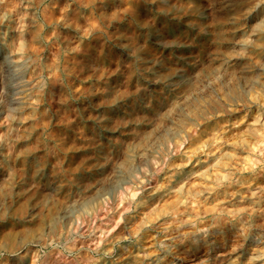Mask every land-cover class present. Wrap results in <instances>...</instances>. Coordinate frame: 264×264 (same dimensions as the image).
<instances>
[{
    "label": "clouds",
    "instance_id": "9594fccd",
    "mask_svg": "<svg viewBox=\"0 0 264 264\" xmlns=\"http://www.w3.org/2000/svg\"><path fill=\"white\" fill-rule=\"evenodd\" d=\"M18 7L34 10L24 15L28 44L38 48L22 66L30 77L19 81L14 103L0 91V264H131L147 224L127 221L162 170L169 175L154 191H175L169 186L184 167L175 157L230 144L212 166L227 168L216 188L227 181L217 195L229 199L231 186L249 188L264 176V0H21ZM77 144L91 149L88 165L69 155ZM237 151L256 161L248 178L225 163L238 160ZM257 192L264 196V188ZM237 219L181 216L165 237L171 243L158 242L164 255L154 264H185L193 249L226 244V225L235 256L223 264L264 261L259 237L251 258L241 259L253 225L232 224ZM121 224L114 236L107 230Z\"/></svg>",
    "mask_w": 264,
    "mask_h": 264
},
{
    "label": "rangeland",
    "instance_id": "374dc122",
    "mask_svg": "<svg viewBox=\"0 0 264 264\" xmlns=\"http://www.w3.org/2000/svg\"><path fill=\"white\" fill-rule=\"evenodd\" d=\"M4 3L9 7L0 6V91L6 93L2 98L4 102L11 104L14 103V101H12V96L15 95L21 87H24L23 85L19 84V81L25 76L30 77V69L26 71L22 66L25 64L26 60L30 61V57L35 55L38 45L28 44V41L31 39V34L28 30L30 17L24 15L25 11L31 13L34 10H23L18 7V5L21 3V0H4ZM13 7L14 10L11 13V18L4 20V13L9 11V8ZM21 17H23V20ZM22 28L24 29L23 40L19 39ZM47 54V49L40 53L42 57L46 56ZM21 57H23V59H21ZM16 61H19V63H16ZM173 67L175 68L176 66ZM82 86L84 85H81L80 83L76 84L77 88ZM30 103H39V101L33 97ZM25 123H29V121L26 120ZM209 124H211V122H209ZM201 127L203 128L204 126L201 125ZM241 127H243V125H241ZM197 136H199V130H197ZM203 139L207 140L208 136L204 135ZM35 143L36 142L33 141L32 144H26L25 147H32ZM198 147H201L200 140H197L195 143L191 144V148L193 150ZM188 148L189 145H184L180 150L183 152ZM227 150L231 151L230 144L225 145L223 150L221 149L219 152L213 149L211 154H209L207 148H204L203 152H198L194 157L185 156L183 159L175 157V163L177 165L183 164L184 167L182 172L179 173L176 179L173 180L169 186L170 188L174 187L173 189H175L171 196L166 195L165 191L163 190L154 191V188H159L164 183V180L169 175L168 171L162 170L156 180L149 182V187L145 191L152 192V196L147 198L143 204H139L136 208V213H138V215L132 216V218L127 221L129 227L138 225L141 222H146L147 224L146 228H143L140 231L138 246L133 247L134 255L127 257V260L130 261L131 264H138L139 260H143L144 264H149V262H153L154 264L158 256L164 255L163 251H156V249L159 247L158 242L162 241L164 244L171 243L165 237L171 234L173 221L179 220L181 216H183L184 220H192L195 222L197 217H204L207 219L209 216L216 213H232L238 217L237 220L232 221V224L235 225L240 221L249 222L250 209L254 206L257 208V206L261 205V208L259 209H261L260 211L262 213H260L256 218L255 226L253 225V227L249 229V239L244 242V249L240 250L244 252V255L241 257V259L251 258L252 251L257 247L259 242L257 237L264 239V228L260 227V225H264V196H261V194L257 192L258 187L264 188V176H258L255 180L256 183H251L249 188H242L238 187L237 185L231 186V188L227 190L228 193L231 194L230 199L225 195L218 196V193L225 191L224 185L227 184V181H222V186L220 188H216V178H222L223 175L227 173V168L220 166L213 168L212 166L216 164V161L220 157L221 153ZM37 151H39L38 146ZM90 152L91 149L89 147L83 146L82 144H77L75 153H73L71 151V146H69V155L74 154L78 157L77 164L83 162L84 165H88L89 157L87 154ZM236 156L238 157V160L225 161V163L229 166L234 165L236 168H239L241 171L238 174L248 178L251 174L249 171L252 166L251 163L255 164L256 161L253 160V158L246 152L242 153L237 151ZM189 160L190 162H188ZM197 160L200 162L198 163ZM145 163L146 161L139 158L137 159L138 165L144 166ZM153 167H155V164ZM206 170L207 173L205 175H200V173H205ZM190 174L191 178L189 179ZM183 181H187V183H184ZM203 189H214V191L210 193L203 192V195L200 198H194L195 192H202ZM133 194V192L128 193L129 196H132ZM140 195L143 196L144 193H141ZM136 199L139 200L140 197L137 196ZM121 202L123 203V194ZM205 203L208 204L206 205ZM165 213H167V215H165ZM125 215L127 216L128 214ZM258 218H260L262 222L259 221ZM106 219L107 217L101 216V219L96 220V224L100 225L101 220ZM117 219L120 218L117 217ZM166 226L167 230L164 231L163 229H165ZM113 227L114 230L113 228L107 229L112 236L120 232L124 225L121 224L120 227ZM103 232L104 229H102L97 234L98 242L102 243L104 238ZM225 237L227 243L220 247H214L211 251H209L207 247H200L198 249L191 250L185 257V264H199V261L206 257H211L212 259L217 260L218 264H223L226 259L234 257L235 253H231V248L234 247V229H228L227 225ZM124 243L127 242L125 241ZM181 251H183V249H181ZM100 264H103V262L101 261ZM162 264H164V262H162ZM253 264H264V261L258 259L253 261Z\"/></svg>",
    "mask_w": 264,
    "mask_h": 264
},
{
    "label": "bare ground",
    "instance_id": "6f19581e",
    "mask_svg": "<svg viewBox=\"0 0 264 264\" xmlns=\"http://www.w3.org/2000/svg\"><path fill=\"white\" fill-rule=\"evenodd\" d=\"M3 98V97H2ZM5 98V97H4ZM223 150V149H222ZM227 151H229V150H227ZM219 155V154H218ZM214 159V158H213ZM212 159V160H213ZM188 160V159H187ZM249 161V160H248ZM210 163V162H209ZM208 163V164H209ZM214 163V162H213ZM251 164H253V163H251ZM204 167V166H203ZM211 167V166H210ZM202 169V168H201ZM215 170V169H214ZM218 170V169H217ZM195 171V170H194ZM197 171V170H196ZM223 173V172H222ZM221 173V174H222ZM207 176H209V175H207ZM188 178V177H187ZM212 178V177H211ZM182 181V180H181ZM184 182V181H183ZM198 182V181H197ZM180 183V182H179ZM185 183V182H184ZM202 183V182H201ZM256 183V182H255ZM157 184V183H156ZM178 184V183H177ZM181 184V183H180ZM175 185V184H174ZM179 185V184H178ZM183 185V184H182ZM182 185H180V186H182ZM186 185V184H185ZM178 187V186H177ZM236 187V186H235ZM174 188V187H173ZM245 193V192H244ZM242 194V193H241ZM215 195V194H214ZM203 198V197H202ZM223 199V198H222ZM240 199V198H239ZM156 200V199H155ZM202 202V201H201ZM216 202V201H215ZM204 203V202H203ZM206 204V203H205ZM208 204V203H207ZM206 204V205H207ZM262 204H263V202H262ZM209 206V205H208ZM211 206V205H210ZM217 206V205H216ZM220 206V205H219ZM241 206H242V204H241ZM261 206V205H260ZM260 206H257V208H255V206L253 207V208H251L250 209V212H249V222L252 224V225H254L255 226V224H256V218L258 217V215L260 214V213H262L260 210L261 209H259V208H261ZM232 207V206H231ZM252 207V206H251ZM217 209H219V208H217ZM257 209H258V211H257ZM249 210V209H248ZM263 210V209H262ZM216 211V210H215ZM263 216V215H262ZM261 217V216H260ZM246 218V217H245ZM259 219V221H261L260 220V218H258ZM258 221V222H259ZM262 222V221H261ZM254 237V236H253ZM252 237V238H253ZM254 244V243H253ZM257 245V244H256ZM252 248V247H251ZM221 259V258H220ZM219 261H221V260H219Z\"/></svg>",
    "mask_w": 264,
    "mask_h": 264
}]
</instances>
